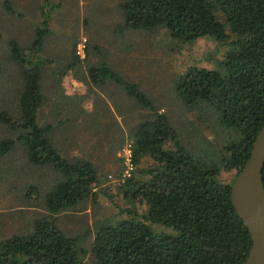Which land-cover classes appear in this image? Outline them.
<instances>
[{"label":"trees","instance_id":"trees-1","mask_svg":"<svg viewBox=\"0 0 264 264\" xmlns=\"http://www.w3.org/2000/svg\"><path fill=\"white\" fill-rule=\"evenodd\" d=\"M4 8L14 12L8 3ZM119 9L123 27L118 30L161 31L178 44L207 37L231 47L222 69L192 66L177 84V95L189 112L199 105L197 112L215 114L222 152L207 156L206 163L198 161L160 107L135 83L106 64L89 67L92 84L103 86L110 79L144 109L127 140L135 171L143 160L149 164L118 187L123 199L135 200L145 207L144 213L126 210L125 219L95 222L87 252L95 264H243L251 238L234 211L230 191L264 125V0H122ZM42 14L44 28L34 26L35 36L27 46L36 55L47 32L48 18ZM25 48L10 42L5 55L22 85L18 112L0 108V124L21 134L0 139V160L22 143L32 165L52 166L61 179L42 192L43 202L37 198L32 205L43 211L34 213L29 230L0 237V264H84L86 252L79 240L68 236L58 221L61 215L84 211L88 201L96 202L104 180L90 162L64 159L47 137L53 125L38 124L44 101L41 68L48 61L29 58ZM75 53L76 43L69 70L79 67ZM221 172L234 173L231 183L220 181ZM262 180L264 186V167ZM42 190L30 188L29 193ZM155 224L171 228L173 234L153 231Z\"/></svg>","mask_w":264,"mask_h":264},{"label":"rangeland","instance_id":"rangeland-1","mask_svg":"<svg viewBox=\"0 0 264 264\" xmlns=\"http://www.w3.org/2000/svg\"><path fill=\"white\" fill-rule=\"evenodd\" d=\"M121 1L0 0V108L18 112L22 77L15 65L5 60L9 43L16 42L26 47L29 58L48 61L41 68L44 101L37 121L41 126L53 125L47 136L50 143L67 161L86 160L93 164L104 180L96 202L90 200L84 211L60 216L58 221L68 236L79 240L80 248L86 252L84 264H95L87 252L96 231L95 222L125 219L129 216L126 210L139 215L145 211L135 200H124L122 189H118L123 185L118 183L124 170L121 152L130 143L129 133L139 122V111L144 109L110 79L103 86L92 84L89 67L106 64L121 78L135 83L160 107V113L168 117L182 144L198 161L206 163L207 156L222 152L223 137L218 134L215 114L197 112L199 105L192 109L197 111L189 112L177 95V84L192 66L219 70L231 47L207 37L192 44H178L168 41L161 31L118 30L123 27ZM4 2L14 12L4 8ZM43 12L48 18L47 32L40 42L41 52L36 55L27 48L36 33L34 26L44 28ZM74 43L80 59L75 63L79 65L76 71L69 70ZM79 44L84 45L81 55L77 53ZM20 134L0 124V139H16ZM25 152L24 144L17 143L0 160V237L29 230L36 217L32 212L43 210L26 212L25 208L36 205L37 198L41 201L42 192L61 179L52 166L48 169L32 165ZM148 164L147 159L143 160L134 171L136 175ZM233 177L232 172H221L219 179L229 184ZM37 187L43 189L41 193H29L30 188ZM151 228L157 233L173 234L171 228L162 225Z\"/></svg>","mask_w":264,"mask_h":264},{"label":"water","instance_id":"water-1","mask_svg":"<svg viewBox=\"0 0 264 264\" xmlns=\"http://www.w3.org/2000/svg\"><path fill=\"white\" fill-rule=\"evenodd\" d=\"M264 125L255 137L248 159L231 185L230 201L251 238L243 264H264Z\"/></svg>","mask_w":264,"mask_h":264},{"label":"built area","instance_id":"built-area-1","mask_svg":"<svg viewBox=\"0 0 264 264\" xmlns=\"http://www.w3.org/2000/svg\"><path fill=\"white\" fill-rule=\"evenodd\" d=\"M78 49L79 50L77 53L79 55L83 54L84 45L79 44ZM120 159L122 161V165H123L124 170L121 173L120 180L118 181V183L122 184V183H125L126 180L128 178H130L132 176L133 172L135 171V165L133 164V161H132V151L130 148V144H127L123 148V150L121 152ZM109 178L111 179V176H109Z\"/></svg>","mask_w":264,"mask_h":264},{"label":"crops","instance_id":"crops-1","mask_svg":"<svg viewBox=\"0 0 264 264\" xmlns=\"http://www.w3.org/2000/svg\"><path fill=\"white\" fill-rule=\"evenodd\" d=\"M59 154H60V152H59ZM61 155V154H60ZM62 156V155H61ZM30 206H32V205H30ZM27 209V210H26ZM28 210H34V208L32 207H29V208H25V210L24 211H26V212H29ZM21 211H22V209H21ZM33 213V215H34V213L35 212H32ZM65 215H67V214H64V215H61V217H64Z\"/></svg>","mask_w":264,"mask_h":264}]
</instances>
